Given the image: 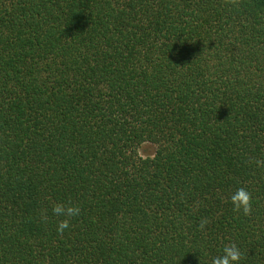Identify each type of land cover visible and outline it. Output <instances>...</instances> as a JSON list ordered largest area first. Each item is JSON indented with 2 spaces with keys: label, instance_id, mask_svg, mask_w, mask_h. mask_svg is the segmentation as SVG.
Listing matches in <instances>:
<instances>
[{
  "label": "trees",
  "instance_id": "obj_1",
  "mask_svg": "<svg viewBox=\"0 0 264 264\" xmlns=\"http://www.w3.org/2000/svg\"><path fill=\"white\" fill-rule=\"evenodd\" d=\"M57 203L81 209L62 234ZM231 242L264 264V0H0V264Z\"/></svg>",
  "mask_w": 264,
  "mask_h": 264
},
{
  "label": "clouds",
  "instance_id": "obj_2",
  "mask_svg": "<svg viewBox=\"0 0 264 264\" xmlns=\"http://www.w3.org/2000/svg\"><path fill=\"white\" fill-rule=\"evenodd\" d=\"M232 210L248 216L252 211V194L245 187H239L230 196ZM80 207L71 203H57L53 206L52 212L56 216H62L63 219L58 221L56 231L63 233L65 229L70 227V219L80 215ZM43 220H47L46 215H42ZM207 220H203L200 228L203 229ZM243 253L236 243L226 244L222 249V254L212 258L211 264H240Z\"/></svg>",
  "mask_w": 264,
  "mask_h": 264
},
{
  "label": "rangeland",
  "instance_id": "obj_3",
  "mask_svg": "<svg viewBox=\"0 0 264 264\" xmlns=\"http://www.w3.org/2000/svg\"><path fill=\"white\" fill-rule=\"evenodd\" d=\"M154 147L153 144L151 143H145L141 148H140V153L142 155H147L150 154L154 151Z\"/></svg>",
  "mask_w": 264,
  "mask_h": 264
}]
</instances>
